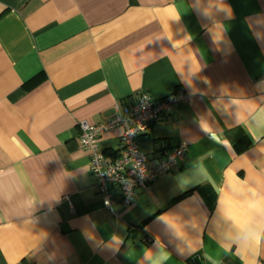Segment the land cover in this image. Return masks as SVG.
Instances as JSON below:
<instances>
[{
	"label": "crops",
	"instance_id": "1",
	"mask_svg": "<svg viewBox=\"0 0 264 264\" xmlns=\"http://www.w3.org/2000/svg\"><path fill=\"white\" fill-rule=\"evenodd\" d=\"M177 89L188 101L137 143L150 166L186 151L124 206L78 124ZM121 133L99 138L106 163ZM262 214L264 0H0V264H151L157 242L168 264H264L242 242Z\"/></svg>",
	"mask_w": 264,
	"mask_h": 264
},
{
	"label": "built area",
	"instance_id": "2",
	"mask_svg": "<svg viewBox=\"0 0 264 264\" xmlns=\"http://www.w3.org/2000/svg\"><path fill=\"white\" fill-rule=\"evenodd\" d=\"M188 99V94L182 89L160 98L143 91L123 107L122 114L104 123L79 122L80 146L89 154V171L96 177L101 192L107 194L109 186L116 187L120 203L129 206L137 189L148 190L152 181L176 166L186 151L185 144L180 143L171 151H164L158 162L150 166L139 149L137 139L174 107L186 103ZM116 127L122 128L120 149L117 156L106 163L98 141L104 133Z\"/></svg>",
	"mask_w": 264,
	"mask_h": 264
},
{
	"label": "clouds",
	"instance_id": "3",
	"mask_svg": "<svg viewBox=\"0 0 264 264\" xmlns=\"http://www.w3.org/2000/svg\"><path fill=\"white\" fill-rule=\"evenodd\" d=\"M242 98L239 97H233L231 98V104L232 105H239L240 101ZM201 128L203 131L207 132L208 130L203 127L201 124ZM253 138L255 139V134L253 135ZM237 184H233L232 187V192L234 194H238L242 191V188L240 186V178L237 177ZM249 207L261 209L262 205L259 201L252 202L249 204ZM243 208L242 205H238L233 199L229 198L226 201L225 204V215L228 218H234L236 216V213L238 211H241ZM174 228H176L174 225H172ZM176 233L179 237L182 236V234L176 229ZM242 242L248 246V249L251 251L252 247L256 245V242H259L260 245H264V214H262V219L257 222V226L255 228L253 227H246L244 230V235L242 237ZM156 248V260L152 261L151 264H157V261L159 264H168V262L171 260V254L163 247L160 246L159 243H155L153 245ZM239 247L238 243H233L231 248H228L226 250L231 251L233 248L236 249ZM149 250H144V257H148Z\"/></svg>",
	"mask_w": 264,
	"mask_h": 264
}]
</instances>
